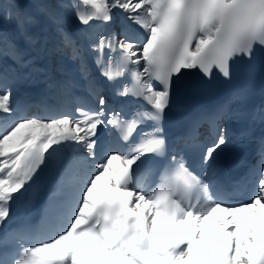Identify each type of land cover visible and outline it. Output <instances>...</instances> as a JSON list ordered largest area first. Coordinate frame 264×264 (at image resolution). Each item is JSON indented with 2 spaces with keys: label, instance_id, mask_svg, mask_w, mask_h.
<instances>
[{
  "label": "snow or ice",
  "instance_id": "6c2138e0",
  "mask_svg": "<svg viewBox=\"0 0 264 264\" xmlns=\"http://www.w3.org/2000/svg\"><path fill=\"white\" fill-rule=\"evenodd\" d=\"M63 8L82 27L69 31ZM115 13L116 30L92 31ZM257 45L264 0H0V264H264V138L245 198L236 199L244 178L216 179L223 121L243 115L234 107L243 93L195 117L185 103L216 74L230 80ZM38 72L58 107L30 117L11 85ZM129 72L133 87L106 90ZM130 97L143 107L129 119ZM170 112L183 124L171 141ZM246 115L264 125V107ZM42 167L58 179L40 220L12 227L16 194Z\"/></svg>",
  "mask_w": 264,
  "mask_h": 264
},
{
  "label": "bare ground",
  "instance_id": "6f19581e",
  "mask_svg": "<svg viewBox=\"0 0 264 264\" xmlns=\"http://www.w3.org/2000/svg\"><path fill=\"white\" fill-rule=\"evenodd\" d=\"M44 2L45 3H51V4L55 5L57 0H44ZM57 11L60 14H62V10L61 9H57ZM116 14H119V13H116ZM65 61H67L66 58H65ZM39 186L40 185L35 182L31 186V188H29V191L23 197H21L20 194H16L17 195V199H16L15 202L17 204L26 205L25 211H20L21 214L24 215V213L28 212V215L26 217L33 224L39 222L40 216H41V213L43 211V207H44V205L46 203V198H47L46 194H43L40 191L36 190V188L39 187ZM26 187H28V186L26 185ZM33 197H35L37 199L36 203H31Z\"/></svg>",
  "mask_w": 264,
  "mask_h": 264
},
{
  "label": "rangeland",
  "instance_id": "374dc122",
  "mask_svg": "<svg viewBox=\"0 0 264 264\" xmlns=\"http://www.w3.org/2000/svg\"><path fill=\"white\" fill-rule=\"evenodd\" d=\"M133 66V70H136V66L135 65H132ZM139 70H140V67H139Z\"/></svg>",
  "mask_w": 264,
  "mask_h": 264
}]
</instances>
